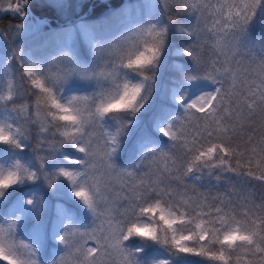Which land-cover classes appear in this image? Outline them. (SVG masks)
I'll return each mask as SVG.
<instances>
[{
    "label": "snow or ice",
    "instance_id": "1",
    "mask_svg": "<svg viewBox=\"0 0 264 264\" xmlns=\"http://www.w3.org/2000/svg\"><path fill=\"white\" fill-rule=\"evenodd\" d=\"M27 2L22 0V3L9 7L23 16L22 7ZM177 8L198 12L200 15L195 27L200 31H203L200 28L202 22L207 26L206 17L212 18L208 31L213 58L208 65L204 66L197 50H202L203 43L209 41L202 42L194 31H187L195 38V43L185 54L194 62L188 80L203 79L211 82L213 88L187 104L183 116L174 118L172 123L161 129L172 142V149L179 147L183 151L180 156L175 151H161L159 163L151 172L145 173L144 178L128 183L120 179L113 157L119 148L123 127L114 134H105L102 146L96 140L95 129L102 127L97 113L102 116L127 105L119 102L105 104L103 101L97 105L95 97L88 96H72L62 103L61 92L68 77L73 75L89 76L91 73L94 78L99 75L115 84L122 69L152 64L161 54L166 27L158 29L155 24H150L147 28L137 29L132 38L97 50L98 61L103 60L104 67L99 73L95 68L89 73L71 63L58 73L49 71L45 74L34 70V67H29L24 73L34 89L39 90L35 93V106L20 104L17 107L13 103L12 111L20 114L24 121L39 124L42 133L51 127L61 136L73 137L71 142L84 154V159L72 162L81 166L79 174L91 185L96 196V204L92 207V215L98 221L96 227L81 232L74 230L71 224L66 225L60 237L65 255L55 264H141L138 253L142 249L133 250L125 243L133 235L163 243L174 258L204 257L228 264L232 255L243 249L251 255L247 264H264V198L259 205L247 196L240 204L219 198L208 203L207 197L190 203L192 198L186 199L178 191L179 186L186 187L188 177L199 179L198 173L207 169V174L211 175L217 168L264 184V37L254 39L250 31L256 25L264 27V0H216L215 4L209 0H178ZM169 21L173 22L171 17ZM256 48L262 55L257 58L253 54L248 61L249 66H245L241 54H251ZM253 64L254 67H250ZM123 89L121 99L131 94L134 100L140 93L139 86L124 84ZM14 95L19 93L14 92L13 81L8 80L0 101L6 107L8 102H13ZM100 96H105V93L101 92ZM73 105H79L76 111L86 118L82 126H76L81 121ZM256 117L260 120V139L254 142V137L249 134L245 147L241 149L233 143L237 129L242 130ZM56 121H71L73 126L61 132ZM7 127L11 131L5 133L0 123V143L22 147L21 139L27 138L26 128L11 124ZM45 144L56 151L63 147L65 141L46 140ZM147 155L149 153H145ZM40 160L43 165L44 157ZM24 172V178H36L35 172L28 169ZM60 175L70 177L72 173L62 169ZM126 176L132 177L133 173L128 172ZM215 178L220 180L221 176ZM20 179L18 173L9 172L7 179L0 180V189ZM0 195H3L2 190ZM75 195L81 197L82 192L77 191ZM27 203L33 202L29 200ZM156 213L159 214L156 224L140 222L141 217L154 218ZM160 222L164 227L163 236L158 231ZM193 223L195 227L192 229L178 230L174 227L176 224ZM21 247L31 246L16 244L11 225L7 230L0 227V259L8 261V264H37L32 258L34 250L29 252L28 259H24L18 254ZM239 259L237 255L236 260ZM159 264H172V261L163 259Z\"/></svg>",
    "mask_w": 264,
    "mask_h": 264
},
{
    "label": "rangeland",
    "instance_id": "2",
    "mask_svg": "<svg viewBox=\"0 0 264 264\" xmlns=\"http://www.w3.org/2000/svg\"><path fill=\"white\" fill-rule=\"evenodd\" d=\"M21 1L0 0V13L7 11L20 17L18 21L14 19L16 22L0 26V94L6 92L8 80L13 81L14 92L19 93L18 96L14 95L13 102H8L6 107L4 102L0 101V123L25 127L27 138L21 139L22 147L0 143V169L11 168L15 162L20 161L30 171L36 173V178L25 179L22 183L11 186H21V190L8 204L6 212L0 214V227L7 230L11 225L16 244L31 246L30 248L21 247L19 249L18 254L22 258L28 259L29 252L34 250L32 258L37 261V264H55L61 256L65 255L64 245L60 242L65 226L71 224L74 230L83 232L96 227L98 221L75 197L70 183L62 176H59L58 173L61 168L80 170L81 166L72 161L84 159V154L79 152L72 144H64L62 148L52 151L45 144V141L49 140L46 139V134L49 133L53 136L54 133V136L59 139L54 138L52 141L58 142L61 139L60 133L51 127L49 129L50 132L42 133L39 124L24 121L20 114L12 111L13 103L17 107L20 104H29L33 108L35 106V93L39 90L34 89V86L30 84L24 73L29 67H34V70L45 74L49 71L58 73L62 72L70 63L81 70H88L89 73L95 68L97 73H99L104 70V67L103 60L98 61V41H113L112 44L120 43L126 38H132V34L137 29L147 28L150 24H155L158 29L167 28L162 53L154 71H151L153 77L152 86L148 91L147 100L142 108L134 116L108 118L102 122V127L98 126L95 129L97 133L96 140L102 146L104 139H106L105 134H114L119 127L124 128V133L119 137V148L114 154L113 162L121 174L120 179L128 183L130 180L144 178L145 173L155 169L159 163L161 151H165L162 146L150 142L145 137H141L140 134H148L155 131L159 135H164L161 129L172 123L167 120H164L165 122L155 121L154 113L156 112L157 114L159 112L158 109L163 106H166L167 110H169L172 108L170 105L189 104L194 101V97H199L204 92L212 90L213 85L209 81L203 79L188 80V75L194 69L193 60L185 65L187 67H185V73L179 82L180 84H171L166 75L167 68L180 64L178 55L190 49L195 43V38L189 36L187 31L196 32L202 42L205 40L209 41L208 43H203L202 50H197V54L201 57L204 66L208 65L213 58L211 36L208 31V28L211 27L212 18L206 17L207 26L202 22L200 28L203 31H200L195 27L200 14L177 8L178 0H129V2L126 1L121 10L113 12L105 20H96V18L88 15L77 18L79 15L86 13L82 12L80 14V8L90 1L88 4L90 9L93 0H52L55 5L60 2L59 5H62L66 12L69 11L67 14L70 13V17H67L68 20L70 19L68 23L56 26L64 20L59 21L55 14L49 12L38 15L33 12V7L29 2L22 7V11L25 13L23 16L19 12L10 9L9 5H14L17 2L21 3ZM209 2L215 4L216 0H209ZM169 17H171L173 22L169 21ZM43 18L47 21L46 23L42 22ZM47 23L55 26L47 28ZM250 31L254 39L264 37V27L260 25L252 27ZM80 41L84 44L90 58H82L75 53V47ZM259 52V48H256L251 54L248 52L242 53L240 58L244 60L245 66H249L248 61L251 60L253 54L257 58L262 55ZM103 55L104 53H101V56ZM98 63L99 67H96ZM251 66L254 67V64ZM124 76L133 82L141 80L139 73L126 68L124 69ZM109 82V80L99 75L94 78L91 73L89 76H70L63 85L61 102H66L70 96L96 98L100 96L101 92H104L106 96L109 91L106 88L109 86ZM181 99H183L182 103ZM81 103L84 104L86 102L81 101ZM96 104H98V100ZM161 110L163 111V109ZM162 111L160 112L162 113ZM170 113L172 115L176 114V109H173V112ZM183 115L184 113L180 114L179 117ZM34 134L37 136H32ZM129 136H135L137 140L135 141L136 153L133 158L128 159L129 161L119 164L116 162L115 156L120 151L125 139ZM35 137L38 141L32 144V139ZM40 137L44 140H41ZM145 153H149V155L145 156ZM40 157H44L43 165ZM207 171L204 170L203 173H198L199 179L188 177L185 181L186 187H178V191L186 199L192 198L190 203L204 197H207L208 203H214L215 198L220 199V195L231 183L238 181V178L230 177V175H221L215 170H213L211 175H208ZM128 172H132L133 176L127 177L126 173ZM217 175L221 176L220 180L215 178ZM249 185L252 184L249 183L244 186ZM173 186L175 187L176 185L174 184ZM247 193V197L254 200L257 205L262 202H259V198H264V194L258 192L256 188L250 189ZM29 200H32L33 203H27ZM69 202L80 209V215H76V207L73 209L72 206H69ZM163 206L168 207L167 204ZM24 220H27L29 224L21 228ZM158 221V213L155 214L154 218L149 216L140 218L141 223L156 224ZM12 222L15 223L13 224ZM174 227L178 230H185L194 228L195 224H176ZM158 231L163 236L164 227L162 222L158 226ZM152 242L153 245H150L148 240L131 237L125 243L126 246L133 250L142 249L138 253L141 264H159V261L163 259H172L166 245L159 241ZM204 243L207 244V241ZM146 245L151 248L149 252H146L148 248ZM89 246L92 245L90 244ZM47 247L50 250V255H48L47 260L43 261L40 253ZM213 247L218 248L219 246L213 245ZM237 253L240 256L241 260L239 262L241 264H247V261L251 259L250 253L243 249H240ZM0 264H8V261L0 259ZM179 264L201 263L184 259ZM207 264L219 263L211 261Z\"/></svg>",
    "mask_w": 264,
    "mask_h": 264
},
{
    "label": "trees",
    "instance_id": "3",
    "mask_svg": "<svg viewBox=\"0 0 264 264\" xmlns=\"http://www.w3.org/2000/svg\"><path fill=\"white\" fill-rule=\"evenodd\" d=\"M126 1L129 2V0H93L91 3L92 6L90 9L88 7V4L90 3V1H88L83 5L82 8H80L79 11H81L80 14L82 12H86V15H88V16L91 15L90 17L96 18V20H105L109 15L113 14V12H117V11L121 10L123 5L126 3ZM28 2L32 5L34 12L37 13L38 15H43V13L49 12V13L55 14L56 18H58L59 20H65V19H67V17H70L67 14L68 12L65 11V9L62 5L57 6V3L55 5L52 3V0H28ZM59 4H60V2H59ZM96 15H99V16H96ZM61 17H62V19H61ZM12 19L13 20L15 19L16 21H18L20 19V17L18 15H14V14L7 12V11L1 12L0 13V26H6L7 24L14 22ZM46 27L50 28L48 25H46ZM176 36L178 37V35H176ZM79 44L75 47L76 48L75 53L77 50V53H76L77 55L87 59L89 56L86 53V48H85L84 44L81 43L80 46H79ZM79 48L81 49V51ZM185 51L178 55V60H179L180 64H182V65H180V64L179 65H172L169 68H167V70H166V73H168L166 75H167V77L169 76L168 81H170L171 84H174V85L179 84L181 78L183 77V75L185 73V70H183V68L185 69V67H187L185 65L189 64L192 61V58L189 57L188 55H186ZM79 52H80V54H79ZM180 58H182V59H180ZM250 67H252V66H250ZM134 72H136V71H134ZM136 73H138V72H136ZM197 98L198 97H194L193 100H195ZM183 105H181V106L170 105L172 108L169 110H167L166 106H163L164 107V108L162 107L163 111L161 109H159L160 115L158 113L157 114L155 113V118H156V119L154 118L155 121L163 122L164 120H167L168 122H173L174 118L179 117L180 114L185 113V108H186L187 103L183 104ZM173 109L174 110L176 109V114H174V115H172L170 113V112H173ZM160 111H162V113ZM47 134L49 137H47L46 139L50 138L48 141H51L54 138L59 139L58 137L52 136L49 133H47ZM140 134H141V137H145L150 142L157 144L159 146H162L164 148V150L167 152L175 151L177 153V156H180L182 151H183L179 147L177 149H172V147H171L172 142L170 141L169 137H166L165 135H159L155 131L148 133V134H143V133H140ZM249 134H252V136L254 137V142H256L260 139V120H259V117H256L254 122L247 123V126L244 127L242 130L237 129V133L234 137L233 143L236 145H239L240 148L243 149L246 145L247 137ZM52 137H54V138H52ZM40 139L43 140L42 137H40ZM36 141H38V140H36V138H33L32 144H34ZM135 141H137L135 136H129L125 139V142L123 143L120 151L115 156V160L117 163L122 164L123 161L124 162L129 161L131 158H133V156L136 153ZM120 152H121V154H120ZM118 154H120V155H118ZM117 156L120 158H117ZM123 159H125V160H123ZM205 170H207V169H205ZM215 171H217L218 173H221V175H226V176L230 175V177L238 178L237 180L239 181V182L237 181L235 183L234 182L231 183V185H229V187L224 190L223 194L220 195L221 200L232 201L233 203L240 204V203H242V198L248 196L247 192L253 188H256L258 190V192H261L264 194V184H261L259 181L252 180L251 178L245 179L243 177H238V176L234 177V176H236L234 173L221 172L219 168L215 169ZM249 183H251L252 185L244 186V185L249 184ZM240 189H244L246 192L244 190H240ZM20 190H21V186L9 187L8 189L4 190L3 195L0 196V214H4L6 212L8 204L12 201L14 196L20 192ZM259 199H260L259 202H261L262 199L261 198H259ZM69 203H70L69 206H72L73 209H74V207H76V210H75L76 215H80L81 214L80 209L77 208V206L75 204H71V202H69ZM28 224H29V222L27 220H24L23 223L21 224V228H24ZM134 238L135 239H137V238L144 239L143 237H141L139 235L134 236ZM148 241L152 244V241H150V240H148ZM150 250H151V248L148 247L146 252L147 251L149 252ZM48 255H50V250L48 249V247L45 250L41 251V253H40V257L42 258L43 261L47 260ZM237 255L239 256V254L237 252L234 253L232 255L231 259L228 260V264H241V262H239L241 259H239V261L236 260ZM184 259H187L188 261H192L195 263H201V264H207L208 262H211L207 258H204V257H191V256L182 257V258L172 257L171 261H172V264H179ZM216 263L223 264V262H218V261Z\"/></svg>",
    "mask_w": 264,
    "mask_h": 264
},
{
    "label": "clouds",
    "instance_id": "4",
    "mask_svg": "<svg viewBox=\"0 0 264 264\" xmlns=\"http://www.w3.org/2000/svg\"><path fill=\"white\" fill-rule=\"evenodd\" d=\"M112 42L113 41H103V40L98 41L97 42V50L109 48L111 46ZM162 49H163V47L161 48V53H162ZM160 55L150 65H147L143 68L131 69V70L136 71L140 74V76H141L140 81L133 82V81L129 80L128 78H126L124 76V69H122L121 75H120L119 79L116 81V83L114 84L112 82H109V86L106 87L109 89L107 95L106 96H99V97L95 98V102L98 100L97 105H99L101 101H103L105 104H113V103L119 102L121 105H127V107H123L119 110L109 111L107 113H104L102 116L99 113H97V119L98 120L103 122L106 119L111 118V117H123V118H125L126 116H134L137 112H139V110L142 108L141 105L143 106V104L147 100L148 91L152 86V79H153V77L151 75V71H154L155 66L157 65V63L159 61ZM145 77H148V78L145 79ZM124 84H127L129 87H133V86H139L140 87V93L138 96H136V98L134 100L131 98V94L129 96H125L123 99H121V97L124 95V89H123ZM70 97H72V96H70ZM72 107H73V110L75 111V114L80 117V121H81L80 125H76V126H82L85 122V119H86L85 116L81 112L76 111V109L79 108V105H73ZM71 114L72 113H66V115H71ZM55 124H56V127L60 128L61 132L73 126L71 121H56ZM3 126H4L5 133L8 131H11V129H8L7 123H3ZM60 137L62 140L65 141V144H72L71 141H72L73 137L61 136V135H60ZM25 169H28V168L25 167V165L22 162L17 161V162H15V164L11 168L0 169V180L7 179L9 172H12V173H18L21 177V179L15 184L22 183L26 179V178H24V176H25L24 170ZM62 169L71 172L72 175L70 177L60 175V172ZM79 172H80V170L67 169V168H61L58 170L59 176H62L63 178H65L70 183V185L73 189L74 195L77 191L82 192L81 197H77L76 195H75V197L86 207V209H88L92 213V207H94L96 204V196H95V193H94L91 185L88 182H86L84 176L80 175ZM15 184H11L7 188H2L0 190H2L4 192V190L8 189L9 187H11ZM0 196H2V195H0ZM134 236H137V235H133L132 237H134Z\"/></svg>",
    "mask_w": 264,
    "mask_h": 264
},
{
    "label": "bare ground",
    "instance_id": "5",
    "mask_svg": "<svg viewBox=\"0 0 264 264\" xmlns=\"http://www.w3.org/2000/svg\"><path fill=\"white\" fill-rule=\"evenodd\" d=\"M57 1H58V0H57ZM75 1H76V0H75ZM67 2H68V1H67ZM67 2H66V3H67ZM21 3H22V1H21ZM62 3H63V2H62ZM62 3H61V4H62ZM76 3H77V2H76ZM58 4H59V3H58ZM58 4H57V6H60V5H58ZM64 5H65V4H64ZM67 5H68V4H67ZM91 5H92V4H91ZM75 6H76V5H75ZM117 7H118V6H117ZM65 8H66V7H65ZM70 8H72V7H70ZM77 8H78V7H77ZM75 9H76V8H75ZM61 10H62V9H61ZM63 11H64V10H63ZM77 11H78V9H77ZM77 11H76V12H77ZM33 12H34V11H33ZM68 12H69V11H68ZM71 12H72V11H71ZM79 13H80V12H79ZM64 14H65V13H64ZM69 14H70V13H69ZM69 14H68V15H69ZM74 14H75V13H74ZM77 14H78V13H77ZM77 14H76V15H77ZM66 16H67V15H66ZM90 16H91V15H90ZM105 16H106V15H105ZM16 18H17V17H16ZM113 18H114V17H113ZM61 19H62V17H61ZM73 19H74V18H73ZM12 20H13V19H12ZM52 20H53V19H52ZM69 20H70V19H69ZM71 20H72V19H71ZM13 21H15V20H13ZM114 21H115V20H114ZM15 22H16V21H15ZM42 22L46 23L45 21H42ZM51 22H52V21H51ZM72 22H73V21H72ZM9 23H10V22H9ZM52 23H55V22H52ZM110 23H111V22H110ZM50 28H51V27H50ZM5 29H6V28H5ZM106 30H107V29H106ZM186 38H187V37H186ZM187 39H188V38H187ZM51 40H52V39H51ZM49 41H50V40H49ZM78 42H79V41H78ZM80 42L82 43V41H80ZM76 43H77V42H76ZM81 43H80V44H81ZM78 44H79V43H78ZM80 44H79V46H80ZM75 49H76V48H75ZM79 49H80V48H79ZM187 49H188V47H187ZM80 51H81V49H80ZM82 51H83V50H82ZM199 51H200V50H199ZM199 51H198V52H199ZM76 53H77V50H76ZM84 53H85V52H84ZM86 53H87V52H86ZM259 53H261V52H259ZM79 54H80V52H79ZM197 55H198V54H197ZM83 56H84V55H83ZM84 57H85V56H84ZM204 57H205V56H204ZM204 57H203V58H204ZM82 58H83V57H82ZM89 58H90V57H89ZM180 59H182V58H180ZM188 60H189V59H188ZM181 61H182V60H181ZM174 64H175V63H174ZM180 65H182V64H180ZM172 68H173V67H172ZM183 70H185V69L183 68ZM169 72H170V71H169ZM166 74H168V73H166ZM168 77H169V76H168ZM173 83H174V82H173ZM179 84H180V83H179ZM166 100H167V99H166ZM165 102H166V101H165ZM168 102H169V101H168ZM169 103H170V102H169ZM171 103H172V102H171ZM176 106H177V105H176ZM180 106H181V105H180ZM168 107H169V106H168ZM163 108H164V107H163ZM161 109H162V108H161ZM158 110H159V109H158ZM155 113H156V112H155ZM155 113H154V114H155ZM158 114H159V112H158ZM159 115H160V114H159ZM154 116H155V115H154ZM154 118H155V117H154ZM157 118H158V117H157ZM155 119H156V118H155ZM155 119H154V120H155ZM164 122H165V121H164ZM154 123H155V121H154ZM31 128H32V127H31ZM37 131H38V130H37ZM40 131H41V130H40ZM48 132H50V131H48ZM51 133H52V132H51ZM31 134H32V133H31ZM32 136H37V135L34 134V135H32ZM41 136H43V135H41ZM44 136H45V135H44ZM46 136L49 137L48 135H46ZM35 138H36V137H35ZM52 138H54V137H52ZM49 139H50V138H49ZM43 140H44V139H43ZM51 141H52V140H51ZM36 142H37V141H36ZM43 143H44V142H43ZM120 154H121V152H120ZM120 154H118V155H120ZM125 157H126V156H125ZM117 158H120V157L117 156ZM126 159H127V158H126ZM123 160H125V159H123ZM119 162H120V161H119ZM123 162H124V161H123ZM123 162H122V164H123ZM124 163H125V162H124ZM23 227H24V226H23ZM25 227H26V226H25ZM137 236H138V235H137ZM150 241H151V240H150ZM152 243H153V242H152ZM150 245H151V243H150ZM152 245H153V244H152ZM146 246H147V245H146ZM155 246H156V245H155ZM147 247H148V246H147ZM147 249H148V248H147ZM147 249H146V250H147ZM147 252H148V251H147ZM197 260H198V259H197Z\"/></svg>",
    "mask_w": 264,
    "mask_h": 264
},
{
    "label": "water",
    "instance_id": "6",
    "mask_svg": "<svg viewBox=\"0 0 264 264\" xmlns=\"http://www.w3.org/2000/svg\"><path fill=\"white\" fill-rule=\"evenodd\" d=\"M19 1H21V0H19ZM35 16H36V15H35ZM36 17H37V16H36ZM42 21H45V19L43 18Z\"/></svg>",
    "mask_w": 264,
    "mask_h": 264
}]
</instances>
